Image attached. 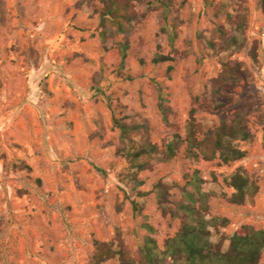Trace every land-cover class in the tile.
I'll return each mask as SVG.
<instances>
[{
  "label": "rangeland",
  "instance_id": "1",
  "mask_svg": "<svg viewBox=\"0 0 264 264\" xmlns=\"http://www.w3.org/2000/svg\"><path fill=\"white\" fill-rule=\"evenodd\" d=\"M259 2L169 0L164 14L157 0H134V11L145 17L107 50L99 0H0V264H97L95 254L107 247L115 254L99 264H143L141 250L161 254L179 231L182 192L192 191L194 173L213 193L206 219L228 221L210 229L222 252L242 227L264 232ZM228 15L246 17L245 47L218 53L206 42L217 41L216 29L229 30ZM121 44H127L124 59ZM155 54L173 61L154 65ZM227 62L240 63L241 74L219 97ZM155 82L166 100V120ZM191 111L199 139L242 115L250 138L233 144L245 157L230 164L194 159L183 146L169 162L154 159L147 170H132L113 119L146 126L160 148L165 136H184ZM237 172L257 187L242 205L231 201L229 183ZM158 184L167 190L164 208Z\"/></svg>",
  "mask_w": 264,
  "mask_h": 264
},
{
  "label": "trees",
  "instance_id": "2",
  "mask_svg": "<svg viewBox=\"0 0 264 264\" xmlns=\"http://www.w3.org/2000/svg\"><path fill=\"white\" fill-rule=\"evenodd\" d=\"M134 0H99L101 42L107 50L114 44L116 35H127L131 22L140 21L145 15H139L134 11ZM169 0H157L158 8L168 12ZM260 8L264 12V0H260ZM229 30L216 29L214 35L217 39L207 41L209 49L222 53L225 51H240L245 47L247 21L244 15L227 17ZM174 36L170 38L172 45ZM127 44H121V56L125 58ZM252 60H256L254 49L250 51ZM173 58L162 54H155L152 64L158 65L170 63ZM242 65L238 62H227L222 65L218 77L219 85L216 94L220 97L226 86H234L238 83ZM169 68L168 70H170ZM157 92V108L163 120H166L165 97L161 85L154 83ZM222 106L221 104L218 105ZM191 111L190 119L185 127L184 136L178 134L165 136L160 148L153 144L147 135V127L142 125H127L119 119H113V127L118 130L122 154L130 162L132 170L137 172L147 170L151 160L169 162L173 160L180 149L185 146V152L189 158L213 160L218 157L223 164L240 161L245 157V152L234 146L237 140L247 141L250 138L243 117L235 114L224 119L214 131H209L202 139L201 128L196 123ZM213 136L211 140L210 137ZM135 138L139 140L136 141ZM157 156H160L159 158ZM102 173V171H100ZM191 192L184 190L183 201L179 206L182 213V223L177 234L165 242L164 250L157 254L151 247L141 250L143 264H259L264 252V232L249 227H242L228 240L229 247L222 252L221 245L211 241L210 229L219 226L225 227L228 221L225 219L211 218L208 215V200L213 193L206 188V183L196 173L190 179ZM229 186L235 190L231 201L242 205L247 197H253L257 187L252 185L249 178L244 177L242 172H237L231 177ZM158 203L164 208L167 190L162 184L156 186ZM111 248H104L95 254L96 263L113 256ZM143 251V252H142Z\"/></svg>",
  "mask_w": 264,
  "mask_h": 264
}]
</instances>
